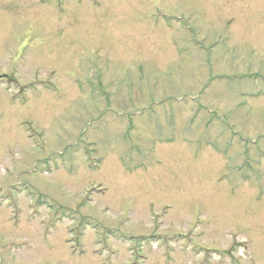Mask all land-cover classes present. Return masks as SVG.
I'll return each instance as SVG.
<instances>
[{
    "label": "rangeland",
    "instance_id": "rangeland-1",
    "mask_svg": "<svg viewBox=\"0 0 264 264\" xmlns=\"http://www.w3.org/2000/svg\"><path fill=\"white\" fill-rule=\"evenodd\" d=\"M0 264H264V0H0Z\"/></svg>",
    "mask_w": 264,
    "mask_h": 264
}]
</instances>
